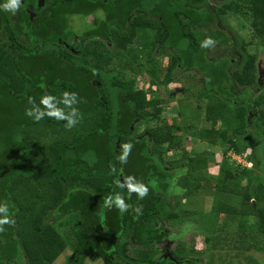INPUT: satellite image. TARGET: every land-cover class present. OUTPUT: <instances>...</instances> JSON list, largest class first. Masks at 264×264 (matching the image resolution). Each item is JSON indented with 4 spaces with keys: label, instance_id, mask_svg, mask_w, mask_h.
Instances as JSON below:
<instances>
[{
    "label": "trees",
    "instance_id": "obj_1",
    "mask_svg": "<svg viewBox=\"0 0 264 264\" xmlns=\"http://www.w3.org/2000/svg\"><path fill=\"white\" fill-rule=\"evenodd\" d=\"M39 1L20 0L12 12L4 8L8 0H0V218L7 215L13 221L0 225V264H53L69 246L73 256L67 264L86 259L201 264L180 257L183 249L155 256L156 244L173 241L166 223L180 217L174 211L181 203H171L174 178L181 177L188 198L210 182L200 157L183 151L179 158L166 159L183 149L169 128L155 126L167 104L158 92H165L179 74L198 73L204 119L211 125L201 138L211 145L221 140L223 156L230 149L255 165L253 142L242 149L237 144L248 129L264 140L252 100L258 86L255 57L242 56L240 62L250 64L241 71L232 59L208 58L210 51L227 49L232 40L210 5L201 4L205 0ZM231 11L247 18L256 39L264 40V0H236ZM71 16L84 18L87 29L69 47L60 39L70 32ZM189 27L212 30L201 39ZM139 38H145L147 63L158 57L167 61L158 78L150 72L158 96L152 100L125 78L124 70L134 78L142 71L136 52L124 68H109L103 52L130 54ZM45 97L52 98L48 105L41 103ZM27 111L43 115L36 120ZM219 124L227 130L221 132ZM141 126L147 127L138 132ZM223 170L216 190L241 196L234 243L247 244L242 246L247 252L250 239L264 237V184L255 183L254 167ZM251 177L254 182L240 194L232 183ZM141 187L146 189L143 196ZM48 218L54 223L48 224ZM64 218L70 219V229L60 230L55 224ZM228 232L219 233L217 245H228Z\"/></svg>",
    "mask_w": 264,
    "mask_h": 264
},
{
    "label": "rangeland",
    "instance_id": "obj_2",
    "mask_svg": "<svg viewBox=\"0 0 264 264\" xmlns=\"http://www.w3.org/2000/svg\"><path fill=\"white\" fill-rule=\"evenodd\" d=\"M257 1L250 0L251 3H256ZM43 2H46V0H43ZM235 2L236 0H205V2L202 1L201 3L204 5L208 3L210 5V9L215 15L218 24L227 31L232 40L227 49L214 48L208 53V58L210 60L232 59L235 61H233L234 64H236L235 69L241 71L250 64V60L247 59L241 63L240 59L242 56L249 54L255 57L258 86L256 87L255 94L252 96V100L255 104V114L260 118V121L257 123L258 131L264 136V40L256 39L254 30L247 18L244 19L242 16L233 13L235 11H231L235 9ZM85 21L84 18L79 16L69 17L67 26L70 32L67 34V37L60 39V44H66L71 47L78 42L76 34H80L87 29ZM189 29L193 35L201 39L212 30L209 27H189ZM145 45V38H139L130 47L131 55L119 53L116 50H108L107 48H103V52L109 58L108 60L106 57V60H108L106 63L108 62L109 68H124V65L129 60H134L133 52H136L139 56L135 58L136 62L144 65L140 69L142 71L135 78L126 70L123 72H125V78L134 81L136 87L145 90L148 99L152 100L158 96L154 93L157 92L156 87L151 88V84L155 81L151 74H155L158 78L160 70L166 67L167 61L164 58L158 57L154 63H147L148 51ZM176 77L178 78L175 79V83L166 88L165 92H158V95H161L167 104L162 119L155 126L169 128L177 137V141L182 145L183 150L171 151L166 156V159L179 158L182 156L183 151L193 157H200L206 161L207 169L203 170V175L208 177L210 182L203 184L205 188L194 191L195 194L188 195V198L185 197L186 188L181 185V182L183 183L181 177L176 176L174 178L171 203L174 205L179 202L181 203L180 206L182 208L177 206L174 211L180 217L166 223L165 229L173 235V241L168 244H156L154 250H156L157 254L155 256L157 257L163 252L174 253L183 249L184 253L180 257L200 260L201 264H264V237L258 235L254 236V238L251 237L252 239H250L248 244L251 250L247 252L242 250V246H247V244L234 243L238 240L236 227L237 222L240 220V216L236 212L243 210L241 208V196L226 195L216 190V186L221 182L222 175H224V167L226 169L227 167L233 169V167L238 168L239 166V168H248V170H253L254 167L255 183L264 184V140L261 142L258 139L259 135H255L249 129L247 130L249 133L246 137L237 139V144L241 149L246 148L250 141L253 142L254 149L252 150V156L256 158L255 165L242 158V155L235 154L230 149L227 150V156H223L225 148L222 146L221 140H217L215 145H211L209 139H203L200 135L202 130L211 127L204 119L202 109L204 106L202 99L203 86L199 82L200 75L196 72H188L179 74ZM146 127H138L137 131L142 132ZM218 129L221 132L227 130L222 124L218 125ZM253 182V177L239 178V180L234 181L232 184L242 194L247 186H250ZM189 183L190 185L194 184L192 179L189 180ZM187 188L189 189V187ZM251 204L254 205V202ZM189 211H198V214L185 216V213ZM182 212L184 215H182ZM217 216H219V219H217ZM46 221L48 224L54 223L51 218H48ZM68 221H70L69 218H64L60 224L56 223L55 225L58 229L63 230L67 226ZM255 222V220L253 222V220L248 219L249 224ZM213 223H215L214 229L212 227ZM224 225L230 226L221 229ZM227 228L229 230L226 240L228 245L225 247L223 245L219 246L221 245L219 244V233L227 234L225 233ZM67 229H70V227L67 226L64 230ZM208 238L214 239V241L209 242L207 241ZM71 256H73V249L69 246L53 264H67ZM84 264H103V262L101 260L92 261L86 259Z\"/></svg>",
    "mask_w": 264,
    "mask_h": 264
},
{
    "label": "clouds",
    "instance_id": "obj_3",
    "mask_svg": "<svg viewBox=\"0 0 264 264\" xmlns=\"http://www.w3.org/2000/svg\"><path fill=\"white\" fill-rule=\"evenodd\" d=\"M19 5H20V0H8V3L4 5V8L6 10L14 12L19 7ZM211 43L212 42L210 40L206 41L205 46H207L208 44H211ZM50 99H52V98L51 97H45L44 99H42L41 103L48 105V101ZM53 114L59 116V113H53ZM26 115L33 116L34 119L39 120L42 117L43 113L37 112L35 115H33V111H27ZM138 191H139L140 196H143L146 193V189H144L143 187L139 188ZM119 207H120L121 211H124L126 206L122 202H120ZM10 223H13V221H11L7 215H4L2 218H0V225L10 224Z\"/></svg>",
    "mask_w": 264,
    "mask_h": 264
},
{
    "label": "flooded vegetation",
    "instance_id": "obj_4",
    "mask_svg": "<svg viewBox=\"0 0 264 264\" xmlns=\"http://www.w3.org/2000/svg\"><path fill=\"white\" fill-rule=\"evenodd\" d=\"M39 3L42 4V5H44L45 2H43V0H40Z\"/></svg>",
    "mask_w": 264,
    "mask_h": 264
}]
</instances>
